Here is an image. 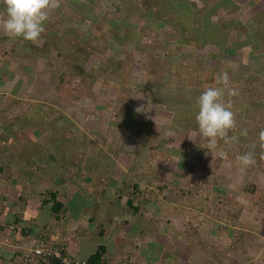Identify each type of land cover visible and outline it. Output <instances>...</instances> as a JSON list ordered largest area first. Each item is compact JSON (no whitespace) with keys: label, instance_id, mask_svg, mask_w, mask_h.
Masks as SVG:
<instances>
[{"label":"rangeland","instance_id":"obj_1","mask_svg":"<svg viewBox=\"0 0 264 264\" xmlns=\"http://www.w3.org/2000/svg\"><path fill=\"white\" fill-rule=\"evenodd\" d=\"M185 4L61 0L39 44L0 29V172L45 166L34 191L90 200L114 180L150 219L154 264H264V0ZM223 72L236 139L209 149L197 99Z\"/></svg>","mask_w":264,"mask_h":264},{"label":"crops","instance_id":"obj_2","mask_svg":"<svg viewBox=\"0 0 264 264\" xmlns=\"http://www.w3.org/2000/svg\"><path fill=\"white\" fill-rule=\"evenodd\" d=\"M29 168L15 161L4 168L6 173L0 172V185L8 184L0 186V264H18L22 254L39 241L75 259L86 260L101 246L105 249L104 264H154L156 245L146 235L145 224L150 219L140 217L135 199L130 208L129 194L113 193L114 180H98L104 185L91 200L75 193L67 197L65 183L58 185L52 192L57 193L56 201L63 207L56 216L50 211L51 204H42L47 188L34 191L31 186H47L51 181L48 170L41 166L33 173ZM90 181L85 180L92 184Z\"/></svg>","mask_w":264,"mask_h":264},{"label":"clouds","instance_id":"obj_3","mask_svg":"<svg viewBox=\"0 0 264 264\" xmlns=\"http://www.w3.org/2000/svg\"><path fill=\"white\" fill-rule=\"evenodd\" d=\"M5 13L0 16V29L14 39L39 44L45 33L44 25L50 19V14L60 7L61 0H0ZM217 84L221 86L206 87L197 99L198 114L195 119L200 135L208 141L209 149L214 148L218 141L231 144L236 139L229 136L237 128V118L232 110V104L227 97L237 95L232 87L227 72L217 77ZM137 112L143 108H137ZM246 134V133H244ZM261 147H264V130L259 133ZM241 170L254 166L255 157L245 153L236 157Z\"/></svg>","mask_w":264,"mask_h":264},{"label":"built area","instance_id":"obj_4","mask_svg":"<svg viewBox=\"0 0 264 264\" xmlns=\"http://www.w3.org/2000/svg\"><path fill=\"white\" fill-rule=\"evenodd\" d=\"M18 264H88L87 260L75 259L65 255L55 246H49L39 241L35 246L25 251Z\"/></svg>","mask_w":264,"mask_h":264},{"label":"trees","instance_id":"obj_5","mask_svg":"<svg viewBox=\"0 0 264 264\" xmlns=\"http://www.w3.org/2000/svg\"><path fill=\"white\" fill-rule=\"evenodd\" d=\"M174 8H176L177 10H179L181 16H188L189 17V14H188V7L187 5L185 4V0H174ZM183 13V14H182ZM180 18H183L181 17ZM185 21H181L180 22V26L178 29H181L184 27L185 28H188L186 23H187V20L184 19ZM203 20V19H202ZM116 21V20H115ZM121 24H124V22H120ZM116 30V29H115ZM116 32H118L116 30ZM121 34V33H119ZM226 52L230 55H233L236 51L234 49H227ZM57 104V102H56ZM47 196H45L46 199H44L42 201V204L43 205H50L51 204V207H50V211L53 213V214H56V216L58 215V213L60 212V210L62 209L63 205L59 202L56 201V197H57V193L56 192H48L46 193ZM129 206H131V202L128 203ZM137 210V209H135ZM104 251L105 249L103 247H98L97 251L91 255L90 257H88L87 260V263L88 264H104V260H103V257H104ZM83 260V259H82Z\"/></svg>","mask_w":264,"mask_h":264}]
</instances>
